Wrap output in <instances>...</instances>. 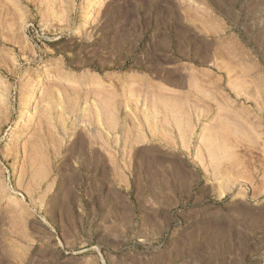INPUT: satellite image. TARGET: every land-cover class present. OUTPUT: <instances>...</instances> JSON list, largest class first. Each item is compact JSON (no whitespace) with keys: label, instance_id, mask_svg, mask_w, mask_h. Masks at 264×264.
Listing matches in <instances>:
<instances>
[{"label":"rangeland","instance_id":"1","mask_svg":"<svg viewBox=\"0 0 264 264\" xmlns=\"http://www.w3.org/2000/svg\"><path fill=\"white\" fill-rule=\"evenodd\" d=\"M83 1L0 0V264H264V0Z\"/></svg>","mask_w":264,"mask_h":264},{"label":"bare ground","instance_id":"2","mask_svg":"<svg viewBox=\"0 0 264 264\" xmlns=\"http://www.w3.org/2000/svg\"><path fill=\"white\" fill-rule=\"evenodd\" d=\"M97 0H84L78 13L77 18L80 21V24L77 25V29H79L81 26H87L86 24L90 21V15L96 5ZM185 56V55H184ZM199 73V72H198ZM46 73L41 72L34 75L31 81H29L28 85L26 86V89L23 92L22 98H21V105L19 110V115L17 116L16 123L22 122L26 120L27 118V111L32 105V96L33 91L36 88V86L41 82L42 78L45 76ZM172 78V77H171ZM183 78V77H182ZM170 79V78H169ZM200 79V78H199ZM194 80V79H193ZM197 81V79H196ZM195 81V82H196ZM199 81V80H198ZM193 82V81H192ZM201 82V80H200ZM199 83V82H198ZM182 84V83H181ZM187 85V84H186ZM194 86V85H193ZM198 92V91H197ZM164 94V93H162ZM193 94V93H192ZM198 94V93H197ZM189 95H191L189 93ZM158 96V95H157ZM156 96V97H157ZM165 96V95H164ZM159 98V97H158ZM122 99V98H121ZM121 102V101H120ZM159 100L157 101V103ZM156 103V104H157ZM119 105V104H118ZM156 108V107H155ZM192 108V107H191ZM197 109V108H196ZM195 109V110H196ZM158 111V110H157ZM156 112V111H155ZM150 151V150H149ZM153 151V150H152ZM145 160V159H144ZM154 160V159H152ZM100 161V160H99ZM146 161V160H145ZM144 165V164H143ZM148 167V166H147ZM155 176V175H154ZM160 178V177H159Z\"/></svg>","mask_w":264,"mask_h":264}]
</instances>
